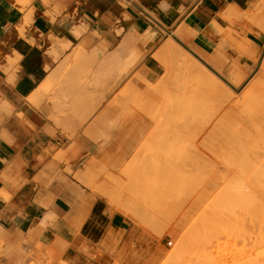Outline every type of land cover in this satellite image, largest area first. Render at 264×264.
Instances as JSON below:
<instances>
[{"label":"rangeland","instance_id":"1","mask_svg":"<svg viewBox=\"0 0 264 264\" xmlns=\"http://www.w3.org/2000/svg\"><path fill=\"white\" fill-rule=\"evenodd\" d=\"M17 1L20 3V7L22 10H25L28 7L29 3L27 1L25 0H17ZM242 14H238V16L243 18L244 20V29L239 30L233 24L228 28H224V29L220 28L219 32L221 34L220 36L216 37L217 44L215 45V48L212 50V53L207 55L200 54L199 52L194 50L189 44V42H187L186 39L181 37L182 36L181 32H173V34L169 35L168 40L165 41L163 45L154 53L155 58L159 61V63L162 66V74L155 80H147L138 73L136 74L139 75V78H137L138 75H135V73L131 77H127V78H123L122 75L118 76L117 73L118 71H120L123 67H127V69L123 70L124 72H127L128 68L133 67L137 59L141 56L142 54L141 50L135 45H133L131 48V56L129 61L123 62L116 60L120 53V51L119 52L117 51V53L115 54V59L110 60L106 63V64H110L109 66L107 65L105 67L106 70L99 71L98 72L99 74L97 73L96 76H95V72H93L94 69L92 66V62L87 64L76 60L73 63V66L76 67L75 69L70 67V63H67L66 66L63 67L64 70L66 68L67 74L65 78H63L62 80L63 83L61 84L64 85L63 86L65 90L64 95L66 99H62L59 101L61 107L59 108L54 107L53 110L54 115L68 117V116H76L80 114V112H82L80 102L83 96L87 95L85 93H82L81 90H84L89 86L95 85V83L102 84L104 81L108 82L106 86L107 88L106 91L104 92V94L103 93L100 94V96L102 95L100 98V105H102L103 101L106 100L105 95H107V92L108 91L111 92L109 97V107L95 109V115L104 119L101 121L102 124L96 125L97 130L95 131V152H70L62 155L61 160L65 161L66 163L64 172H67L69 177L76 180L79 186L88 189L92 193L93 199H95V196L104 197L105 199H107L109 205L113 209L122 212L131 222V224L127 227V231L110 233L111 236L101 244L100 246L101 249L99 250L98 253H95V251L93 250H88V248L85 247V250L87 251V255L91 261L90 264H95V260L99 264H174V263L186 264V261L188 260V258L189 259L191 258L193 252H194L193 254L194 256L192 257H194V259L192 258L193 260L191 259L190 260L196 261L197 264H199V262H197V260L195 259L199 258L198 253H200V255L201 253H203L200 256V258L202 256L204 258L206 253L208 252L211 253V256H209L211 259H209L208 255L210 254L208 253L206 255V258H204V260H202V258L201 259L199 258L200 260L198 259V261H200L203 264H208L209 260H210V264H215L216 261H217L216 264L219 263L234 264L233 262L230 261L232 260L234 261V259L237 260L238 258L237 253L239 252L236 253L235 251L236 250L240 251L238 246L239 245L241 246L242 243L240 244L239 242H243L244 239L245 240L244 243L246 244L247 241L246 239H248L247 243L249 244V242L251 241V240L249 241V237H250L249 235L251 234H248L247 237V234L245 233L246 231L242 230L243 229L242 227L241 230L242 232H244V234L241 232L243 234L242 240L240 234L235 236L237 237L240 235L239 238L237 237L234 239L233 238L234 236L231 235L232 234L235 235V232L234 230H231L229 232L230 230L229 228L230 225L232 224L230 220L233 219L231 218V216H233V214L235 213L233 211H236L238 208V210L241 211L240 213L237 210V212H239L240 215L242 214V212L243 213L245 212L242 209V206L240 205L241 203L239 202L238 203L240 206L237 203L238 207L236 206L235 210L232 209L235 207L232 206L231 204L232 201L235 199V197L240 201L239 195L241 193L243 194L242 196L244 195L247 196L246 197L247 199H250V195L253 197V193H251L252 190L250 191V189L254 188L253 191L255 190L254 187L255 185L253 183H255V181L261 180V175L258 178V180L255 181L250 175L253 174L254 171L253 169L255 167V164L258 163L260 167L261 166L264 167V165H262L264 164V157H263L264 156V147H263L264 146V124H263L264 114L263 112H260L264 110L263 107L264 104L263 103L261 104L260 100H258L260 104H257L258 103L257 99H260L262 97L264 98V93H263L264 87H262V83L264 82V69L263 67H261L264 66V61H263L264 60V0H258L257 2L252 4L251 8L242 12ZM260 32L263 33V35L257 39L256 36H258ZM134 40L130 41L127 35L125 39V44L126 42L133 43ZM80 51L83 52V50ZM80 51L78 52V54H76V59L84 58V56H82L83 53ZM136 51L137 53H135ZM94 54L95 52H93L92 57H90L87 60L91 61V59H95ZM136 54L138 55L136 56ZM134 58H136V60ZM102 64L103 62H101V66ZM210 71L215 72L218 77H221L225 81L228 78H229L228 80H230L231 76L235 75V73L237 72L239 75H241L239 76V78L243 76L245 77H243L242 81L238 85H236L234 82L233 84H230L232 88H230L229 85H227V87L231 89V92H233V94L229 93L226 90L223 91V89L222 92L218 91L217 93L214 94V92L217 91L216 88L218 86L214 88V85L212 87V84L210 85V83H207L210 82V80L208 79L209 76L208 74L210 73ZM249 87L251 88V90L253 89V91L257 93L256 94L255 92H249L252 98L248 95L249 94L248 91L250 90ZM225 91L226 94L224 93ZM244 92L247 93L249 98L247 97L246 93L244 94ZM208 93L209 95L210 94L211 95L209 96ZM258 93L261 94L262 97H260ZM45 95H46L45 96L46 100L44 101L51 100L52 102H54L53 103L54 106L56 102L55 100L52 99L53 92H47ZM226 95H228L227 96L228 99L226 98ZM254 95H256V97ZM49 96L52 97L49 98ZM230 96L231 98H229ZM244 97L246 99L248 98L249 100L248 99L244 100L243 99ZM222 100H225L226 103H223L225 101ZM251 100L253 101V103L252 102L250 103ZM262 100L264 101V99ZM242 101L243 103H241ZM210 102L212 103V106H210L211 105ZM205 104H207V106ZM215 105H217V107ZM260 105H262L263 108L262 107L260 108ZM188 106L191 108H189ZM200 109L202 110V112ZM83 110L85 111V109ZM204 110L205 112H203ZM241 110H244V112ZM259 112L263 114L262 117ZM231 114L233 116H230ZM255 114H257L258 117ZM167 117L168 119H166ZM169 117L171 118V120ZM185 120H186V124L187 125L189 124L188 126L190 127V129H188L189 127L184 123ZM178 123L182 125L183 129ZM183 123L185 127L183 126ZM191 124H193L194 126L193 125L191 126ZM67 128L71 131H74L71 125H68ZM179 128L180 130H183V132L180 131ZM260 128L263 129L262 130L263 132L260 130ZM173 129H175L176 131ZM186 130H189L187 131L190 134L189 138H187L189 134L187 132L186 133L184 132ZM190 131L192 132L190 133ZM181 135L184 136L182 140L180 139L182 138L180 137ZM163 136L167 140L165 138L163 139ZM244 137H246V139ZM176 138L179 139V142L180 140L183 141L185 139L183 142L184 143L186 142V144L188 141L194 139L195 143L194 141L191 142L194 143L192 146H195L196 144V149L195 147H192L194 150L193 151L191 150V148L190 149L188 148L190 154L186 152L187 153V154L185 153L186 155L183 154V152L173 153L172 148L174 146L177 147L183 143V142L180 143L177 142L176 140L178 139ZM237 138L240 139L239 142L241 143V145L243 143L245 144L246 143L245 141H248V139L249 140L254 139V141L256 140L257 142L255 141L256 144L254 145L255 150L254 149L253 151L251 150L253 148L252 146L253 143L251 142L252 145L250 143L251 145L250 146L248 144L249 143L248 141L247 146H245L247 151L244 150L246 152H241L243 150L241 148H240L241 150H239L238 148L239 142ZM155 141H157V143H155ZM197 141L198 142L201 141V142L198 143ZM236 141L238 142V144H236ZM262 141L263 143L262 144L259 143L260 144L259 145L258 142H262ZM232 144L236 145L237 149L235 148L236 146L233 147ZM244 144L242 147H244ZM145 145L148 146L145 147ZM259 146L262 147L263 149L259 148ZM143 147L146 149V151H144ZM157 147H160L161 149L160 148L157 149ZM179 147L177 148L178 150L181 149ZM197 147L199 149H197ZM232 147L234 149H232ZM153 148L155 150L157 149V152ZM200 149L202 150V152ZM195 150H197L198 152H195ZM158 152L160 153L157 154ZM242 153H246L245 158H247V160L249 159L248 160L249 162L250 161L252 162V160L254 162V159L256 162V159L260 154L259 156L261 158L260 159L261 163L258 161L259 160L258 158L257 159L258 162H256L254 165L252 164L253 166L252 169L250 168L251 166L248 165H244L247 166L246 168L242 166L244 167V169H251V170H249V172H247L248 170H246L245 171L247 172L246 176L242 175L241 177V174L243 172L242 173L239 172L240 170L236 168L239 166L238 168L242 169L241 164H244V162L241 163L242 160H244V158L243 159L240 158L243 157L242 155H244ZM248 154L250 155V158H248L249 156ZM182 155L185 156L182 157ZM190 155L193 158H191ZM187 160L188 162L186 163ZM239 162L240 164L236 167V165ZM185 164L187 165V167ZM191 164H193V166ZM209 166H211V168H209ZM74 167H76L77 169ZM163 169L165 171H163ZM162 174H164V176H162ZM231 174L234 175L232 176ZM235 175H237L238 178L234 177ZM262 175H263L262 177H264V174ZM201 177L202 179H200ZM68 180L71 181L70 178H68ZM239 180L240 182H242L241 180H243L246 183V186L248 188L246 186L244 187L243 184H242V188L244 187L245 189H247L246 190L247 195L246 193H243L245 192V190L241 191V188H240L241 192L236 190L237 194L240 193L239 195L236 194L235 188L233 189L234 190L233 192L235 193H232L231 188L233 187L230 188V185L236 187V185L239 184ZM262 180L263 181H258V182L264 183V178H262ZM227 181L228 183L229 182L230 183L228 184ZM234 182L237 183L235 184ZM247 184L250 186H248ZM226 188L227 189L229 188L231 190L232 196L230 192L228 194V192L225 191ZM218 189L221 190L219 191ZM248 190L250 191V195L248 194L249 193ZM201 192L204 194H202ZM225 192H227L226 194L228 195H226ZM223 193L225 196L223 195ZM235 194L239 197L233 196ZM255 195L256 194H254V196ZM227 196L229 199H231L232 197L234 198L231 199L232 201L229 200L231 201L230 204L229 201L227 202L228 200ZM245 196L243 197V199H246ZM184 198H188V199H184ZM220 198H223L224 205H223V201L221 203L222 199ZM192 199L194 201L197 199V201L194 203ZM168 200L169 201L171 200V202L173 201L172 203L170 202L172 205H170ZM164 202H166L167 206L164 205ZM225 202H227L228 205L225 204ZM236 202L233 201L234 204ZM177 203L180 209L178 211L176 210L178 208V206H176ZM181 203H184L183 206ZM208 203H211V205H208ZM225 205H227L228 207ZM229 205L232 206L230 207V209H229ZM203 206L204 207L206 206L207 210L205 209V211H209L206 212L208 213L207 215H205V212L202 211L204 210L202 209ZM157 207H159V209ZM162 207L164 208V210L165 208L171 209L173 211L172 215H171V210H167V209L166 211H170V212H166L167 215L163 213L164 210H162L163 209ZM214 208H216V210L221 209L219 215L216 214L219 211L217 210L216 212ZM240 208L243 211L240 210ZM187 209L190 211H188ZM198 211L199 213H197ZM214 211L215 213H213ZM250 211L251 213L253 212L252 210ZM228 212L230 213L229 215H231L232 213V215L230 216L231 218L230 220L228 218L229 215H227ZM210 213L211 215L212 213L215 214V216L214 215L212 216H214L213 218H215L217 221L214 220L212 217H210L209 215ZM223 213H224V217H221ZM239 213L238 215L237 213H235L233 217L235 218V216H239ZM245 213L246 214L243 215H245V217L248 216L249 217L248 219H250L251 222L249 220H248L249 222H247L246 220L245 222L246 224L243 223V225L244 224L246 225L245 228L250 227L249 231L251 230L254 231V228L251 229V227H253V223L250 218L252 214L250 212L248 213L245 212ZM201 215H204V217L207 216L208 217L207 219L212 218L218 224L216 222H212V220L211 223L209 224L210 221L208 220L207 222L203 216L201 217ZM153 217H154V221L152 220ZM168 217H171V219H169ZM239 217H242V215ZM223 218L224 219L226 218V220H228L230 224L229 225L228 223L225 224ZM242 218H244V216ZM242 218H239L240 222L243 220ZM203 220H205V223L207 225L204 226L202 224L204 223ZM184 221L186 223H184ZM197 221L202 223L199 225L198 223H196ZM235 221L233 222L235 223ZM248 223H251L252 226H250V224ZM180 224H182L183 226ZM219 224L221 225L219 226ZM198 225L200 227H198ZM213 225L216 226L214 227ZM240 225L241 224L239 223L236 229L240 228L238 227ZM164 226H166L167 228L165 227L163 229ZM179 226H181L182 228ZM186 226L190 228L192 226L193 230H191L192 228L191 229L188 228V231H186L187 229ZM225 226L226 228H224ZM202 227L203 228L205 227L206 230L205 228L203 230L200 229ZM233 227H235L234 224ZM219 229H223L224 232L223 230L219 231ZM216 230L218 232H215ZM238 230L237 231L240 232V229ZM196 231L200 233H197ZM201 231L203 232L205 231V232L203 233ZM210 231H212V233L215 234L216 237L215 235L214 236L211 235ZM232 231L233 233H231ZM189 232H191V234ZM226 232L229 233L230 237L227 235L228 233L225 234ZM201 233L204 234L205 236L203 237L202 235L201 237L200 236ZM217 233H219L218 235L222 236V237L219 236V240L217 237ZM244 235L247 238L244 237ZM230 238L232 239V242L230 241ZM220 239L222 240L220 241ZM239 239L241 241L235 242ZM182 241L184 243H182ZM209 241H211V243H209ZM205 242L208 244L206 245ZM216 242L218 243L216 244ZM233 242L238 244V246L237 244H235V247L236 246L238 247L237 249L234 247ZM212 244L214 245L212 246ZM203 245H205V248ZM208 245H211V248ZM174 246L177 247V249H175ZM179 246L182 247L180 248ZM228 246L230 248L229 250L227 249ZM242 246L240 248H242ZM247 247H249V245ZM178 249L180 250L178 251ZM182 249H184L185 252ZM231 250H233L234 253L229 252ZM171 251H172L171 254H173V251L174 254L177 253V255L175 256H178L177 257L178 259L174 257L175 259L173 258L170 260V257L172 258V256L174 255V254L173 255L168 254ZM226 251L228 255L226 254ZM212 252L214 253V255ZM218 252H220L221 255ZM223 254L226 255L225 257L227 258L223 257L224 256ZM215 255L217 257H215ZM233 255H236L237 257L232 258ZM212 256L214 257V259L212 258ZM218 257L221 258L220 261L218 260ZM190 260H188V262ZM165 261L168 262L166 263ZM190 263L196 264L195 262H190ZM0 264H70V263H68V261L65 260L63 254L61 253L58 247H55L53 245H45L43 243L38 242L37 239L28 237L26 235L12 236V235L3 234V232L0 231Z\"/></svg>","mask_w":264,"mask_h":264},{"label":"crops","instance_id":"2","mask_svg":"<svg viewBox=\"0 0 264 264\" xmlns=\"http://www.w3.org/2000/svg\"><path fill=\"white\" fill-rule=\"evenodd\" d=\"M25 1L22 10L17 0H0V231L58 247L70 264H90L85 247L98 253L110 233L127 231L131 222L64 172L62 155L95 152L96 125L104 120L95 108H108L111 92L100 105L108 82L81 90L87 95L80 120L54 115L55 105L44 100L53 92L50 85L60 86L65 78L66 68H60L92 62L96 76L117 51L116 60L129 61L135 45L142 54L121 75L155 80L162 66L154 53L169 35L181 32L194 50L210 54L219 29L232 24L244 29L238 14L258 0ZM129 33L135 40L125 44ZM79 51L83 59H76ZM93 52L95 59L88 61ZM52 75L55 85L48 82Z\"/></svg>","mask_w":264,"mask_h":264},{"label":"bare ground","instance_id":"3","mask_svg":"<svg viewBox=\"0 0 264 264\" xmlns=\"http://www.w3.org/2000/svg\"><path fill=\"white\" fill-rule=\"evenodd\" d=\"M233 8H235V7H233ZM233 8H232V9H233ZM230 10H231V9H230ZM228 11H229V10H228ZM234 11H235V9H234ZM236 11H237V9H236ZM238 12H239V11H238ZM223 13H224V12H223ZM229 13H233L232 10H231V12H228V14H229ZM250 13H251V12H250ZM233 14H234V13H233ZM240 14H242V13H240ZM242 15H243V14H242ZM244 15H245V13H244ZM228 16H229V15H228ZM228 16H227V17H228ZM245 19H246V18H245ZM119 32H120V31H119ZM133 33H134V32H133ZM133 33H129V34H128V38H129L130 41H133L134 38L136 37V36H134L135 34H133ZM69 44H70V43H69ZM67 46H68V45H67ZM139 51H140V50H139ZM139 51H138V52H139ZM135 53H137V51H136ZM157 54H158V53H157ZM137 55H138V54H136V56H137ZM139 55H140V54H139ZM112 56H113V57H112ZM112 56H111V55L108 56V57L111 58V59L108 58V60H109V59H110V60L115 59V55H112ZM136 58H137V57H136ZM136 58H134V59L136 60ZM110 60H109V61H110ZM205 60H206V59H205ZM263 61H264V60H263ZM132 62H134V61H132ZM180 63H181V62H180ZM109 65H110V64H109ZM128 65H129V64H128ZM63 66H64V65H63ZM200 66H201V65H200ZM217 66H218V65H217ZM258 66H259V65H258ZM260 66H261V65H260ZM261 67H263V69H264V66H261ZM60 69H63V71H64V68H60ZM60 69H59V71H62V70H60ZM125 69H127V67H123L120 71H118V72H117V73H118V76L121 75V74H122V71L125 70ZM59 71H57V72H59ZM218 71H219V70H218ZM232 71H233V70H232ZM57 72H55V75H56V74L58 75ZM62 73H63V72H62ZM62 73H59V74L62 75ZM117 73H116V76H117ZM52 74H53V73H52ZM114 74H115V73H114ZM114 74H113V75H114ZM123 74H124V71H123ZM135 75H138V74L135 73ZM208 75H209V76H208V79L210 80V82H207V83H210V85L212 84V87H213V85H214V88L217 87V86L220 87V88L217 87L218 89L216 88V90H217V91L215 90L216 92L213 91L214 94L217 93L218 91H221V92H222V89H223V91L226 90V91H228L229 93L233 94V92H231V89H230V88H232V87L230 86V84H233V82H234L236 85H238V84L242 81L243 77H245V76H243V77L239 78V76H241V75H239L238 72H237V73H235V75L231 76L230 80H228V79H229V78H228V79H226V81H225V80L222 79L221 77H218V76L216 75V73L213 72V71H210V73H209ZM52 76H53V75H52ZM52 76H51V77H52ZM141 76H142V75H141ZM200 76H201V75H200ZM246 76H247V75H246ZM49 77H50V76H49ZM51 77H50V78H51ZM55 77H56V76H55ZM201 77H202V76H201ZM57 78H58V76H57ZM134 78H135V77H134ZM137 78H139V75L137 76ZM141 78H142V77H141ZM219 78H220L221 80H220ZM226 78H227V77H226ZM48 79H49V78H48ZM55 79H56V78H54V76H53V78H52V79H49L50 81H48V82H50V84H54V83H53V80H55ZM51 80H52V81H51ZM60 80H61V79H60ZM46 81H47V80H46ZM46 81H45V86H48V85H46V84H47ZM56 81H57V79H56ZM112 81H113V79H112ZM231 81H232V82H231ZM261 81H262V80H261ZM58 82H59V78H58ZM61 82H62V81H61ZM262 82H263V81H262ZM62 83H63V82H62ZM251 83H252V82H251ZM263 83H264V82H263ZM263 83H262V87H264V86H263ZM48 84H49V83H48ZM58 84H59V83H58ZM54 85H55V84H54ZM61 85H62V84H60V86H58V85H57V86H56V85H55V86L50 85V87H49V88H51V89H49V90H52V91H53V97H52V96H51V97H52V99L55 100V102H56V103H55V107H56V108L61 107V106H60V102H59L60 100H62V99H66V97H65V95H64V94H65V90H64V87H63L64 85H62V87H61ZM227 85H229L230 88L227 87ZM45 86H44V84H43V88H44ZM210 87H211V86H210ZM46 88H48V87H46ZM249 88H250V87H249ZM249 88H248V89H249ZM259 89H260V88H259ZM44 90L46 91V89H44ZM47 90H48V89H47ZM200 90H201V89H200ZM250 90H251V88H250ZM250 90L248 91V93H249V92H255V91H253V89H252L251 91H250ZM263 90H264V89H263ZM226 91L224 92L225 94H226ZM258 91H259V90H258ZM38 92H41V91H38ZM119 92H120V91H119ZM203 92H204V91H203ZM210 92H212V91H210ZM245 93H246V92H244V94H245ZM255 93H256V92H255ZM259 93H260V92H259ZM259 93H258V94H259ZM261 93H262V90H261ZM263 93H264V92H263ZM218 94H219V93H218ZM218 94H217V95H218ZM227 94H228V93H227ZM256 94H257V93H256ZM34 95H35V93H34ZM39 95H41V94H39ZM200 95H201V94H200ZM208 95H209V93H208ZM210 95H211V94H210ZM210 95H209V96H210ZM246 95H247V93H246ZM246 95H245V97H246ZM248 95L250 96V93H249ZM248 95H247V97L249 98ZM251 95H252V94H251ZM259 95H260V97H262L261 94H259ZM262 95H263V94H262ZM35 96H36V95H35ZM213 96H214V95H213ZM223 96H224V94H223ZM227 96H228V95H226V98H227ZM243 96H244V95H243ZM243 96H242V97H243ZM254 96L256 97V95H254ZM254 96H253V97H254ZM36 97H37V96H36ZM204 97H205V96H204ZM217 97H218V96H217ZM245 97H244L243 99H244V100H247L248 98L246 99ZM250 97H251V96H250ZM255 97H254V98H255ZM258 97H259V96H258ZM45 98H46V97H45ZM49 98H50V97H49ZM191 98H192V97H191ZM202 98H203V97H202ZM229 98H231V96H230ZM251 98H252V97H251ZM31 99H32V98H31ZM36 99H37V98H36ZM186 99H187V97H186ZM223 99H224V98H223ZM227 99H228V98H227ZM256 99H257V98H256ZM256 99H255V100H256ZM262 99H264V98L262 97V98H260V99H257V102H258V100H260L261 104H262V103L264 104V101H263ZM220 100H221V99H220ZM238 100H239V98H238ZM238 100H237V102H238ZM244 100H243V101H244ZM248 100H249V99H248ZM253 100H254V99H253ZM202 101H203V99H202ZM212 101H213V99H212ZM212 101H211V102H212ZM222 101H225V100H222ZM243 101H242L241 103H243ZM211 102H210V103H211ZM245 102H246V101H245ZM251 102L253 103L252 100L250 101V103H251ZM257 102H256V103H257ZM260 102H258L257 104H260ZM53 103H54V102H53ZM223 103H226V101L223 102ZM188 104H189V103H188ZM196 104H197V103H196ZM219 104H220V103H219ZM246 104H247V103H246ZM246 104H245V105H246ZM257 104H256V105H257ZM179 105H180V104H179ZM197 105H198V104H197ZM199 105H200V104H199ZM205 105L207 106V104H205ZM90 106H91V104H90ZM180 106H181V105H180ZM186 106H187V105H186ZM210 106H212V103H211ZM215 106L217 107V105H215ZM242 106H243V105H242ZM246 106H247V105H246ZM249 106H252V105H249ZM257 106H258V105H257ZM53 107H54V106H53ZM84 107H85V105H84ZM177 107H178V106H177ZM188 107H189V106H188ZM188 107H187V108H188ZM213 107H214V106H213ZM213 107H212V109H213ZM254 107H256V106H254ZM261 107H262V105H260V108H261ZM263 107H264V105H263ZM263 107H262V108H263ZM89 108H90V107H89ZM96 108H97V107H96ZM96 108H95V109H96ZM175 108H176V107H175ZM189 108H191V107H189ZM194 108H197V107H194ZM198 108H200V107H198ZM220 109H221V108H220ZM245 109H246V108H245ZM247 109H248V107H247ZM249 109H251V108H249ZM256 109H257V108H256ZM194 110H195V109H194ZM197 110H199V109H197ZM200 110H201V109H200ZM232 110H233V109H232ZM253 110H254V109H253ZM260 110H261V109H260ZM5 111H7V110H5ZM93 111H94V110H93ZM103 111H104V110H103ZM158 111H159V110H158ZM206 111H207V110H206ZM228 111H229V110H228ZM241 111L244 112V110H241ZM251 111H252V110H251ZM256 111H257V110H256ZM258 111H259V110H258ZM84 112H85V111H84ZM170 112H171V111H170ZM186 112H187V111H186ZM191 112H192V111H191ZM195 112H196V111H195ZM198 112H199V111H198ZM201 112H202V110H201ZM203 112H205V110H204ZM234 112H235V111H234ZM243 112H242V113H243ZM249 112H250V111H249ZM253 112H254V111H253ZM260 112H263V114H264V110H263V111H260ZM260 112H259V113H260ZM104 113H106V112H104ZM168 113H169V112H168ZM168 113H167V115H168ZM175 113H176V112H175ZM177 113H178V112H177ZM199 113H200V112H199ZM215 113H216V111H215ZM215 113H214V114H215ZM227 113H229V112H227ZM245 113H246V112H245ZM256 113H257V112H256ZM90 114H91V113H90ZM183 114H184V113H183ZM189 114H190V113H189ZM195 114H197V113H195ZM250 114H251V113H250ZM260 114H261V113H260ZM260 114H259V115H260ZM263 114H261V117H262ZM84 115H85V114H84ZM192 115H193V114H192ZM201 115H202V114H201ZM211 115H212V114H211ZM211 115H210V116H211ZM225 115H226V112H225ZM252 115H254V114H252ZM255 115H257V114H255ZM78 116H79V115H78ZM171 116H172V115H171ZM189 116H190V115H189ZM230 116H233V115L231 114ZM245 116H246V115H245ZM76 117H77V116H76ZM80 117H81V116H79V120H80ZM164 117H165V116H164ZM207 117H208V116H207ZM220 117H221V116H220ZM257 117H258V115H257ZM261 117H260V118H261ZM77 118H78V117H77ZM169 118H170V117H169ZM187 118H188V116H187ZM209 118H211V117H209ZM263 118H264V116H263ZM166 119H168V117H167ZM172 119H173V118H172ZM191 119H192V118H191ZM197 119H198V118H197ZM223 119H224V118H223ZM170 120H171V118H170ZM173 120H174V119H173ZM186 120H187V119H186ZM186 120H185V122H184L185 124H186ZM200 120H201V119H200ZM182 121H183V120H182ZM193 121H194V120H193ZM217 121H218V119H217ZM263 121H264V120H263ZM78 122H80V121H78ZM163 122H164V121H163ZM238 122H239V121H238ZM184 123H183V126L185 127ZM80 124H81V123H80ZM94 124H95V123H94ZM94 124H93V125H94ZM96 124H97V123H96ZM161 124H162V123H161ZM175 124H176V122H175ZM178 124H179V123H178ZM246 124H247V123H246ZM263 124H264V123H263ZM165 125H166V124H165ZM179 125H180V124H179ZM179 125H178V126H179ZM186 125H187V124H186ZM188 125H189V124H188ZM188 125H187V126H188ZM192 125H193V124H191V126H192ZM163 126H164V123H163ZM163 126H162V127H163ZM166 126H167V125H166ZM180 126L182 127V125H180ZM193 126H194V125H193ZM238 126H239V125H238ZM242 126H243V125H242ZM168 127H169V126H168ZM181 127H180V128H181ZM188 127H189V126H188ZM215 127H216V125H215ZM180 128H179V130H180ZM182 129H183V127H182ZM185 129H187V128H185ZM188 129H190V127H189ZM193 129H194V128H193ZM257 129H258V128H257ZM173 130H175V129H173ZM191 130H192V128H191ZM260 130L262 131L263 129L260 128ZM175 131H176V130H175ZM180 131L183 132V130H180ZM187 131H189V130H186V131H184V132L186 133ZM191 132H192V131H190V133H191ZM198 132H199V131H198ZM198 132H197V133H198ZM248 132H249V131H248ZM262 132H263V131H262ZM164 133H165V132H164ZM169 133H170V132H169ZM187 133L189 134V132H187ZM258 133H259V132H258ZM247 134H248V133H247ZM261 134H262V133H261ZM184 135H186V134H184ZM251 135H252V134H251ZM262 135H263V134H262ZM262 135H261V136H262ZM178 136H179V135H178ZM189 136H190V134L188 135L187 138H189ZM242 136H243V135H242ZM170 137H171V136H170ZM170 137H167V138H170ZM180 137H182V138H180V139L182 140L184 136L181 135ZM247 137H248V136H247ZM161 138H162V137H161ZM164 138H165V137L163 136V139H164ZM172 138H173V137H172ZM178 138H179V137H178ZM178 138H176V139H178ZM244 138L246 139V137H244ZM251 138H252V137H251ZM260 138H261V137H260ZM165 139H166V138H165ZM195 139H196V138H195ZM237 139H238V138H237ZM261 139H262V138H261ZM161 140H162V139H161ZM166 140H167V139H166ZM181 140H180V142H183L185 139H184L183 141H181ZM239 140H240V139H238V142H239ZM148 141H149V139H148ZM148 141H147V142H148ZM162 141H163V140H162ZM176 141L179 142V139L176 140ZM191 141H194V143H195V140H194V139L191 140ZM191 141H188L189 143L187 142V144H186V142H185V143L183 142L182 144H180L181 146L179 145L180 147H179V146H177V147L174 146L175 149H174V147H173V148H172V150H173L172 152H173V153H175V152H183V154H185V153L187 152L188 154H190V153H189L190 151L188 150V148H189V149L191 148V150H193L192 147H195V149H196V144H195V146H192L194 143L191 142ZM214 141H215V140H214ZM222 141H223V140H222ZM241 141H242V140H241ZM248 141H249V143H248L249 145H250L251 142L253 143V145H252V143H251V145L253 146V148H252L251 150L253 151V149H254V147H255L254 145L256 144L257 141L255 140V141H256V142H255L254 139H250V140L248 139ZM248 141H245V142H246L245 144L243 143V144H244V147H242L243 144L241 145L240 142H239V144H238V142L236 141V144H238V148H239V150H241V149L243 150V151H241V152H246V151H247L245 146H247V142H248ZM253 141H254V142H253ZM147 142H146V143H147ZM164 142H165V141H164ZM167 142H168V141H167ZM177 142H176V143H177ZM180 142H179V143H180ZM197 142H198V141H197ZM200 142H201V141H200ZM200 142H198V143H200ZM202 142H203V141H202ZM242 142H243V141H242ZM155 143H157V141H155ZM155 143H154V144H155ZM158 143H159V140H158ZM259 143L262 144L263 141H262V142H258V144H259ZM154 144H153V145H154ZM166 144H168V143H166ZM184 144H186V145H184ZM156 145H157V144H156ZM183 145H184V146H183ZM211 145H212V144H211ZM228 145H229V144H228ZM232 145H233V144H232ZM239 145H240V146H239ZM249 145H248V146H249ZM251 145H250V146H251ZM259 145H260V144H259ZM146 146H148V145H145V147H146ZM149 146H150V145H149ZM157 146H158V145H157ZM159 146H160V145H159ZM163 146H164V145H163ZM230 146H231V145H230ZM235 146H236V145H233V147H235ZM152 147H153V146H152ZM178 147L181 148V149H179L180 151L177 149ZM182 147H183V148H182ZM233 147H232V149H234ZM263 147H264V146H263ZM143 148H144V147H143ZM158 148H160V147H157V149H158ZM230 148H231V147H230ZM235 148L237 149V146H236ZM240 148H241V149H240ZM244 148H245V149H244ZM256 148H257V147H256ZM259 148H262V147L259 146ZM147 149H148V148H147ZM153 149H154V148H153ZM157 149H156V150L154 149V150L157 152ZM160 149H161V148H160ZM165 149H166V148H165ZM197 149H199V148L197 147ZM236 149H235V150H236ZM262 149H263V148H262ZM149 150H150V148H149ZM175 150H177V151H175ZM200 150H201V149H200ZM244 150H246V151H244ZM254 150H255V149H254ZM144 151H146L145 148H144ZM155 151H153V152H155ZM193 151H194V150H193ZM193 151H192V152H193ZM252 151H251V152H252ZM257 151H258V150H257ZM160 152H161V150H160ZM160 152H158L157 154H159ZM163 152H164V151H163ZM169 152H170V151H169ZM195 152H198V151L195 150ZM199 152H200V151H199ZM201 152H202V150H201ZM216 152H217V151H216ZM229 152H230V151H229ZM229 152H228V153H229ZM232 152H234V151H232ZM239 152H240V151H239ZM255 152H256V151H255ZM255 152H254V153H255ZM187 153H186V154H187ZM203 153H204V151H203ZM230 153H231V152H230ZM237 153H238V152H237ZM142 154H143V153H142ZM167 154H168V153H167ZM167 154H166V155H167ZM176 154H177V153H176ZM181 154H182V153H181ZM186 154H185V155H186ZM199 154H200V153H199ZM216 154H217V153H216ZM242 154H244V155H242L243 157H240V158H242V159L244 158V160L241 159L242 162H241V161H240V162H241V163L244 162V164H241V167L244 166V165H248V166H251L250 168L252 169V167H253L252 164L254 165L256 162H258V161L260 162V161H261V160H260L261 158H260V156H259L260 154L258 155V158H259L258 161H257L258 158L256 157V158H257V159H256V162H255V159H254V162H253L252 159H251L252 162H251V161L249 162V161H248L249 159L247 160V158H245V157H246V155H245L246 153H242ZM249 154H251V153H249ZM249 154H248V155H249ZM164 155H165V154H164ZM170 155H171V154H170ZM170 155H169V156H170ZM173 155H174V154H173ZM185 155H182V157H184ZM195 155H197V154H195ZM195 155H194V156H195ZM205 155H206V154H205ZM217 155H218V154H217ZM256 155H257V154H256ZM174 156H175V155H174ZM177 156H178V155H177ZM200 156H201V155H200ZM228 156H229V155H228ZM233 156H235V155H233ZM144 157H145V156H144ZM160 157H162V156H160ZM186 157H187V156H186ZM186 157H185V158H186ZM190 157L193 158L191 155H190ZM202 157H203V156H202ZM206 157H207V156H206ZM261 157H262V156H261ZM263 157H264V156H263ZM171 158H172V157H171ZM174 158H175V157H174ZM227 158H228V157H227ZM248 158H250V155L248 156ZM252 158H253V156H252ZM181 159H182V158H181ZM197 159H198V158H197ZM209 159H210V158H209ZM222 159H223V158H222ZM245 159H246V161H245ZM193 160H194V159H193ZM205 160H206V159H205ZM207 160H208V159H207ZM219 160H220V159H219ZM231 160H233V159H231ZM235 160H236V159H235ZM174 161H175V160H174ZM190 161H191V160H190ZM227 161H228V160H227ZM237 161H238V160H237ZM165 162H166V161H165ZM187 162H188V160L186 161V163H187ZM230 162H231V161H230ZM230 162H228V163H230ZM240 162L236 165V167L240 164ZM246 162H247V164H246ZM184 163H185V162H184ZM193 163H194V162H193ZM210 163H211V162H210ZM249 163H251V164H249ZM260 163H261V162H260ZM194 164H195V163H194ZM166 165H167V163H166ZM176 165H179V164H176ZM185 165H186V164H185ZM189 165H190V164H189ZM191 165L193 166V164H191ZM203 165H204V163H203ZM262 165H264V164H262ZM163 166H164V165H163ZM206 166H207V165H206ZM206 166H205V167H206ZM233 166H234V165H233ZM186 167H187V165H186ZM234 167H235V166H234ZM238 167H239V166H238ZM238 167H237L236 169H239V170H240L239 172H241V173L243 172V173L241 174V177H242V175H243V176H246L247 172H249V170H251V169H244V167L246 168L247 166L242 167V169H240V168H238ZM163 168H164V167H163ZM168 168H169V167H168ZM174 168H175V167H174ZM190 168H191V166H190ZM194 168H195V167H194ZM209 168H211V166H209ZM206 169H207V168H206ZM166 170H167V169H166ZM174 170H175V169H174ZM191 170H192V169H191ZM193 170H194V169H193ZM246 170H248V171L245 172ZM253 170H254V171H253ZM253 170H252V171H253V174L251 173L252 175H250V176H252V178L254 179V181H255V180H258V178L260 177V175H261V180H258V181H263L262 178H264V177H262V176H263L262 174H264V167H262V166L260 167L259 164L257 163V164H255V167H254ZM163 171H165V170L163 169ZM168 171H169V170H168ZM189 171H190V170H189ZM186 172H187V171H186ZM186 172H185V173H186ZM205 173H206V171H205ZM244 173H245V174H244ZM165 174H166V173H165ZM207 174H208V172H207ZM222 174H223V173H222ZM231 175L233 176L234 174H231ZM162 176H164V174H162ZM181 176H182V175H181ZM179 177H180V176H179ZM234 177H237V175H235ZM234 177H233V178H234ZM247 177H248V176H247ZM247 177H246V178H247ZM163 178H164V177H163ZM174 178H175V177H174ZM212 178H213V177H212ZM233 178H232V179H233ZM237 178H238V177H237ZM252 178H251V179H252ZM171 179H172V178H171ZM200 179H202V177H201ZM239 179H240V178H239ZM241 179H242V178H241ZM243 179H244V178H243ZM184 180H185V179H184ZM195 180H196V179H195ZM233 180H234V179H233ZM229 181H230V180H229ZM235 181H236V180H235ZM241 181H242V182H240V180H239V184L236 185V187L230 185V188L233 187V188H231V189H232V193H235V192H236V194H237V191H236V190L240 191V188H241V191L245 190V192H243V193H246V190H247V189L244 188V187L246 186V183H245L243 180H241ZM248 181H249V179H248ZM258 181H255V183H253V184L255 185V186H254V187H255V190L253 191L254 188H251V189H250V191H251V190L253 191V192L251 191V193H253V197L250 195V191L248 190V191H249L248 194L250 195V199H251V200H250V199H247V198H246L247 196H245V195H244V196H245L246 199H243V197H244V196H242L243 194H242V193H241V194L239 193L240 195H239V194H237V195L240 196V198H239L240 201H239L236 197H235V199L232 197V198L234 199V200H233L234 202H236V201L238 200V201L234 204L233 201L231 200L232 198L229 199L228 196H227V198H228L227 202H228L229 200H231V201H232V203H231L232 206H235V207L232 208V209L235 210L236 206L238 207L239 203H241L240 205L242 206V209H243L245 212H247V213L250 212V213H251L250 210L253 211V212L251 213L252 215H251V214H248V215H251V216H252V217L250 216V218H251V220H252V223H253V227H251V229L254 228V231L251 230V229H250L251 231H249V228H250V227H249V228H245V227H246V225H245V224H246V223H245L246 220H247V222L250 221V219H248V218H249L248 216L245 217V215H243V214H246L245 212H244V213L242 212L241 215H242V217L244 216V218H242V217H239V216H241V215H240L241 211H239L238 208H237V210H238L240 213L237 212V210H236V211H233V210H232L233 212L237 213V215H238V213H239V216H235V218H237V217L242 218V219H243V220H242L243 222H242V221L240 222L239 218L235 219V218L233 217L235 213L233 214V216H231L232 213H231V215H229V214H230L229 212H228V214H227V215H229V217H228L229 220H230L231 218L237 220V221H235V220H233V219L230 220V221L232 222V224H231L232 227H231V225H230V228H229L230 230H229V232H230L231 230H234L235 235H234V234H232V235L230 234L231 236H234V237H233L234 239L237 238V237L239 238L240 235H241V240L243 239V238H242V235L244 234V232H242V230L246 231L245 233L247 234V237H248V234H251V235H249V236H250V237H249V241L251 240V241H250L251 243H250V242H249V244L247 243V242H248V239H246V240H247V241H246V244L244 243V241H245L244 239H243V242H239L240 244H241V243L243 244V246H242V244H241L242 248H240V247H241L240 245L238 246L237 243H234V242H233V243H234V247H235V244H237V246L239 247V250H240V251H237V250L235 251V250H234L236 253L239 252V253H237V255H238L237 260L234 259V261H233V260L230 261V260L228 259L230 262H233L234 264H264V197H263V196H264V183H263V182H258ZM185 182H186V181H185ZM203 182H204V181H203ZM237 182H238V181H237ZM237 182H236V183H237ZM243 182H244L245 184H244ZM174 183H175V182H174ZM207 183H208V182H207ZM225 183H226V181H225ZM227 183H228V181H227ZM229 183H230V182H229ZM229 183H228V184H229ZM234 183H235V182H234ZM236 183H235V184H236ZM177 184H178V183H177ZM222 184H223V183H222ZM242 184H243V186H244L243 188H242ZM147 185H148V184H147ZM190 185H191V184H190ZM247 185H248V184H247ZM251 185H252V184H251ZM203 186H204V185H203ZM221 186H222V185H221ZM237 186H239V187H237ZM248 186H250V185H248ZM180 187H181V186H180ZM185 187H186V186H185ZM225 187H226V186H225ZM246 187H247V186H246ZM202 188H203V187H202ZM215 188H216V187H215ZM234 188H235V192H233V191H234V190H233ZM236 188H237V189H236ZM247 188H248V187H247ZM187 189H188V188H187ZM223 189H224V188H223ZM184 190H185V189H184ZM188 190H189V189H188ZM218 190H219V189H218ZM220 190H221V189H220ZM220 190H219V191H220ZM229 190H230L229 188H228V189L226 188L225 191H227L228 194H229V192L231 193V190H230V191H229ZM163 191H164V190H163ZM222 191H223V190H222ZM241 191H240V192H241ZM248 191H247V192H248ZM203 192H204V191H203ZM223 192H224V191H223ZM227 192H225V194H226ZM254 192H256V193H254ZM166 193H167V192H166ZM181 193H182V192H181ZM190 193H191V191H190ZM201 193H202V192H201ZM232 193H231V196H232ZM162 194H163V193H162ZM171 194H172V193H171ZM202 194H204V193H202ZM228 194H226V195H228ZM236 194L233 195V196H237ZM254 194H256V195L254 196ZM197 195H198V194H197ZM199 195H200V194H199ZM215 195H217V194H215ZM223 195H224V193H223ZM246 195H247V193H246ZM249 195H248V197H249ZM224 196H225V195H224ZM224 196H223V197H224ZM229 196H230V195H229ZM231 196H230V197H231ZM239 196H237V197H239ZM162 197H163V196H162ZM169 197H170V195H169ZM173 197H174V196H173ZM182 197H183V196H182ZM215 197H216V196H215ZM217 197H218V196H217ZM254 197H255V198H254ZM164 198H165V197H164ZM184 199H188V198H184ZM220 199H222V200H221V203H222L223 198H220ZM192 200H193V199H192ZM217 200H218V199H217ZM224 200H225V199H224ZM235 200H236V201H235ZM165 201H166V200H165ZM168 201H169V200H168ZM193 201H194V200H193ZM193 201H192V202H193ZM196 201H197V199L194 201V203H195ZM212 201H213V200H212ZM218 201H219V200H218ZM231 201H229V204H230ZM170 202H171V200L169 201V203H170ZM172 202H173V201H172ZM172 202H171V203H172ZM180 202H181V201H180ZM182 202H183V201H182ZM227 202H225V204L228 205ZM238 202H239V203H238ZM162 203H163V202H162ZM167 203H168V202H167ZM171 203H170V205H172ZM178 203H179V202H178ZM178 203L176 204V206H178ZM205 203H206V202H205ZM216 203H217V202H216ZM216 203H215V205H216ZM237 203H238V205H237ZM181 204H182V206H183L184 203H181ZM233 204H234V205H233ZM164 205L167 206V205H166V202H164ZM173 205H174V204H173ZM193 205H194V204H193ZM198 205H199V204H198ZM208 205H211V203H208ZM223 205H224V201H223ZM227 205H225V206H227ZM240 205H239V206H240ZM162 206H163V205H162ZM165 206H164V207H165ZM232 206L229 205V209H230V207H232ZM160 207H161V205H160ZM172 207H173V206H172ZM203 207H204V206H203ZM203 207H202V209H204V210H202V211H204V212H205V215H207L208 213H206V212H209V211H205L206 206H205L204 208H203ZM215 207H216V206H215ZM217 207H218V206H217ZM222 207H224V206H222ZM227 207H228V206H227ZM157 208L159 209V207H157ZM162 208H163V207H162ZM173 208H174V207H173ZM180 208H181V207H180ZM166 209H167V208H165V210H164V208L162 209V210H164L163 213H165V214H166V212H170V211H166ZM188 209H189V207H188ZM188 209H187V210H188ZM227 209H228V208H227ZM242 209L240 208V210H242ZM167 210H171V209H167ZM174 210H175V209H174ZM176 210H177V211L180 210V209H179V206H178V208H177ZM185 210H186V209H185ZM206 210H207V209H206ZM208 210H209V209H208ZM214 210L217 212L218 209L216 210V208H214ZM220 210H221V209H219V210H218L219 212L216 213L217 215H219ZM243 210H242V211H243ZM188 211H190V210H188ZM192 211H193V210H192ZM215 211H214L213 213H215ZM230 211H231V210H230ZM161 212H162V211H161ZM185 212H187V211H185ZM204 212H203V213H204ZM211 212H212V211H211ZM224 212H225V210H224ZM172 213H173V211L171 210V215H172ZM174 213H175V212H174ZM197 213H199V211H198ZM203 213H202V214H203ZM213 213H212V215L215 216V214H213ZM226 213H227V212H226ZM169 214H170V213H169ZM150 215H151V214H150ZM166 215H167V214H166ZM182 215H184V214H182ZM182 215H181V216H182ZM209 215H210V217H212V218L214 217V216L211 215V213H210ZM209 215H208V216H209ZM227 215H226V216H227ZM147 216H148V214H147ZM173 216H175V215H173ZM194 216H195V215H194ZM202 216L204 217V215H201V217H202ZM220 216H221V214H220ZM220 216H219V217H220ZM230 216H231V218H230ZM199 217H200V214H199ZM216 217H217V216H216ZM221 217H224V213H223V215H222ZM221 217H220V218H221ZM144 218H145V217H144ZM168 218L171 219V217H168ZM173 218H174V217H173ZM173 218H172V219H173ZM204 218H205V220H206L207 222H208V220L210 221L209 224L211 223V220H212V222H216V221H217L215 218H213V219L216 220V221H214L212 218L207 219V218H208L207 216L204 217ZM220 218H219V219H220ZM228 218H227V219H228ZM245 218H246V219H245ZM186 219H187V218H186ZM202 219H203V218H202ZM223 219H224V218H223ZM223 219H222V220H223ZM244 219H245V221H244ZM152 220L154 221V217L152 218ZM197 220H198V219H197ZM200 220H201V219H200ZM205 220H203L204 223L199 222V221H197L196 223H198L199 225L202 223V224L205 226V225H207V224L205 223ZM222 220H220V221H222ZM248 220H249V221H248ZM147 221H148V219H147ZM224 221H225V222H224L225 224H226V223H228V225L230 224V222H229L228 220H226V218L224 219ZM226 221H228V222H226ZM233 221H235V223H236V222H239L241 225H243V223H245L243 226H241V225L238 226V227H240V228H238V229H240V232H238L239 230L236 229V227H237V225H239V223H236V225H235V223H234ZM161 222H162V221H161ZM190 222H191V221H190ZM192 222H193V221H192ZM218 222H219V221H218ZM250 222H251V221H250ZM184 223H186V222L184 221ZM184 223H183V224H184ZM216 223H217V222H216ZM222 223H223V222H222ZM222 223H221V224H222ZM175 224H176V223H175ZM190 224H191V223H190ZM190 224H189V226H190ZM194 224H195V223H194ZM217 224H218V223H217ZM221 224H219V226H220ZM233 224H234L235 227H233ZM248 224H250V226H252L251 223H248ZM248 224H247V225H248ZM161 225H162V224H161ZM165 225H166V224H165ZM180 225H182V224H180ZM199 225H198V227H200ZM228 225H227V226H228ZM182 226H183V225H182ZM194 226H195V225H194ZM201 226H202V225H201ZM208 226H210V225H208ZM211 226H212V224H211ZM213 226H214V225H213ZM215 226H216V225H215ZM215 226H214V227H215ZM165 227H166V226H164L163 229H164ZM177 227H178V226H177ZM179 227H181V226H179ZM228 227H229V226H228ZM241 227H242L243 229H242ZM247 227H248V226H247ZM166 228H167V227H166ZM181 228H182V227H181ZM186 228H187L186 231H188V228H190V227L186 226ZM191 228H192V229H191ZM191 228H190V229L193 230V227H192V226H191ZM204 228H205V227H204ZM204 228L202 227V228H200V229L203 230ZM208 228H209V227H208ZM216 228H217V227H216ZM219 228H220V227H219ZM224 228H226V226H225ZM233 228H235V229H233ZM244 228H245V229H244ZM152 229H153V227H152ZM209 229H210V228H209ZM227 229H228V228H227ZM241 229H242V230H241ZM246 229H248V230H246ZM154 230H155V229H154ZM191 230H189V231H191ZM197 230H198V229H197ZM205 230H206V228H205ZM221 230H223V229H219V231H221ZM237 230H238V231H237ZM184 231H185V230H184ZM194 231H195V228H194ZM226 231H227V230H226ZM154 232H155V231H154ZM196 232H197V233H200V232H198V231H196ZM201 232H203V231H201ZM204 232H205V231H204ZM204 232H203V233H204ZM206 232H207V231H206ZM210 232H211V233H210L211 235H213V236L215 235V234L212 233V231H210ZM215 232H218V231L216 230ZM223 232H224V230H223ZM223 232H222V234H223ZM236 232H237V233H236ZM241 232H242L243 234H242ZM249 232H250V233H249ZM182 233H183V232H182ZM186 233H187V232H186ZM189 233L191 234V232H189ZM194 233H195V232H194ZM194 233H193V234H194ZM227 233H228V232H226L225 234H227ZM231 233H233V231H232ZM158 234H159V233H158ZM218 234H219V233H217V237H218V240H219V236H221V235H218ZM238 234H240V235L237 236V237H235V236L238 235ZM246 234H245V235H246ZM202 235H203V237L205 236L204 234L201 233L200 236L202 237ZM207 235H208V234H207ZM227 235L229 236V233H228ZM245 235H244V237H246ZM185 236H186V235H185ZM188 236H189V235H188ZM191 236H192V235H191ZM196 236H197V235H196ZM196 236H195V237H196ZM200 236H199V237H200ZM213 236H212V237H213ZM224 236H225V235H224ZM186 237H187V236H186ZM215 237H216V235H215ZM221 237H222V236H221ZM225 237H226V236H225ZM229 237H230V236H229ZM229 237H227V238H229ZM247 237H246V238H247ZM192 238H193V237H192ZM182 239H183V238H182ZM204 239H205V238H204ZM206 239H207V238H206ZM208 239H209V238H208ZM216 239H217V238H216ZM234 239H233V240H234ZM180 240H181V239H180ZM190 240H191V239H190ZM197 240H198V239H197ZM212 240H213V239H212ZM221 240H222V239H220V241H221ZM241 240L239 239V240H237V241H235V242H238V241H241ZM204 241H205V240H204ZM215 241H216V240H215ZM228 241H229V239H228ZM230 241L232 242V239H231V238H230ZM206 242H207V240H206ZM206 242H205V243H206ZM213 242H214V241H213ZM178 243H179V242H178ZM178 243H177V245H178ZM182 243H184V242L182 241ZM209 243H211V241H209ZM217 243H218V242H216V244H217ZM220 243H221V242H220ZM228 243H229V242H228ZM188 244H189V243H188ZM197 244H198V243H197ZM207 244H208V243H206V245H207ZM244 244H245V246H244ZM192 245H193V243H192ZM213 245H214V244H212V246H213ZM223 245H224V244H223ZM230 245H231V243H230ZM248 245H249V247H247ZM194 246H195V245H194ZM203 246H204V248H205V245H203ZM208 246H210V248H211V245H208ZM225 246H227V245H225ZM237 246L235 247L236 249L238 248ZM174 247H175V246H174ZM179 247H180V246H179ZM179 247H178V248H179ZM181 247H182V246H181ZM181 247H180V248H181ZM217 247H218V246H217ZM217 247H216V249H217ZM190 248H191V247H190ZM199 248H202V247H199ZM206 248H208V247H206ZM210 248H209V249H210ZM223 248H224V246H223ZM226 248H227V247H226ZM175 249H177V247H175ZM212 249H214V248H212ZM216 249H215V250H216ZM227 249H228V250L230 249L229 246H228ZM179 250H180V249H178V251H179ZM182 250H184V249H182ZM201 250H202V249H201ZM201 250H200V251H201ZM207 250H208V249H207ZM223 250H226V249H223ZM223 250H221V251H223ZM204 251H205V249H204ZM204 251H203V252H204ZM210 251H211V250H210ZM212 251H213V250H212ZM182 252H183V251H182ZM184 252H185V250H184ZM207 252H208V251H207ZM229 252H233V250H231V251H229ZM171 253H172V251H171L170 253H168V254H169V255H173V254H174V251H173V254H171ZM189 253H190V252H189ZM195 253H198V252H195ZM208 253L210 254V255H208V257L211 256V253H210V252H208ZM208 253H206V255H207ZM212 253H213V252H212ZM216 253H217V252H216ZM218 253H220V252H218ZM222 253H225V252H222ZM233 253H234V252H233ZM178 254H180V253H178ZM181 254H182V253H181ZM193 254H194V252L192 253V256H194ZM202 254H203V253H201V255H202ZM226 254H227V251H226ZM169 255H168V256H169ZM175 255H177V253L174 254V255L172 256V258L170 257V260L173 259L174 257H176V258L178 257V256H175ZM185 255H186V254H185ZM187 255H188V254H187ZM195 255H197V254H195ZM198 255H199V258H200V256H201L200 253H198ZM206 255H205L204 258H206ZM213 255H214V253H213ZM220 255H221V253H220ZM223 255H224V254H223ZM227 255H228V254H227ZM229 255H230V254H229ZM183 256H184V255H183ZM190 256H191V255H190ZM192 256H191V258H190L191 260L194 259V257H192ZM218 256H219V255H218ZM225 256H226V255H224L223 257H225ZM231 256H232V255H231ZM185 257H186V256H185ZM196 257H197V256H196ZM215 257H217V256L215 255ZM223 257H222V258H223ZM229 257H230V256H229ZM236 257H237L236 255H233L232 258H236ZM179 258H181V257H179ZM192 258H193V259H192ZM199 258H198V259H199ZM201 258H202V260H204L203 256H202ZM201 258H200V259H201ZM212 258L214 259L213 256H212ZM225 258H227V257H225ZM166 259H167V258H166ZM168 259H169V258H168ZM174 259H175V258H174ZM177 259H178V258H177ZM183 259H184V258H183ZM190 259L188 258V260H190ZM198 259H195V260H197V262H199V264H200L201 262L198 261ZM200 259H199V260H200ZM209 259H211V258L209 257ZM209 259H208V260H209ZM215 259H216V258H215ZM230 259H231V258H230ZM164 260H165V259H164ZM164 260H163V262H164ZM188 260L186 261V264H187V263H188V264H191L190 262H195V263H196V261H191V260H190V261L188 262ZM202 260H201V261H202ZM205 260H206V259H205ZM208 260H207V261H208ZM218 260L220 261L221 258L218 257ZM235 260H236V263H235ZM174 261H175V260H174ZM213 261H215V260H213ZM213 261H212V262H213ZM225 261H226V259H225ZM229 261H228V263H229ZM165 262H166V261H165ZM167 262H168V261H167ZM167 262H166V263H167ZM177 263H178V261H177ZM181 263H182V262H181ZM204 263H205V262H204ZM216 263H217V261L215 262V264H216ZM223 263H224V262H223ZM225 263H226V262H225ZM174 264H175V263H174ZM178 264H179V263H178ZM183 264H184V263H183ZM192 264H193V263H192ZM196 264H197V263H196ZM201 264H203V263H201ZM208 264H210V260H209ZM219 264H220V263H219ZM226 264H227V263H226Z\"/></svg>","mask_w":264,"mask_h":264}]
</instances>
